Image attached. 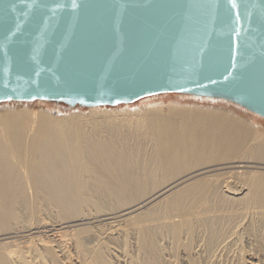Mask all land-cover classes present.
Instances as JSON below:
<instances>
[{
	"label": "bare ground",
	"instance_id": "obj_1",
	"mask_svg": "<svg viewBox=\"0 0 264 264\" xmlns=\"http://www.w3.org/2000/svg\"><path fill=\"white\" fill-rule=\"evenodd\" d=\"M185 98L5 110L0 264H264V124Z\"/></svg>",
	"mask_w": 264,
	"mask_h": 264
},
{
	"label": "water",
	"instance_id": "obj_2",
	"mask_svg": "<svg viewBox=\"0 0 264 264\" xmlns=\"http://www.w3.org/2000/svg\"><path fill=\"white\" fill-rule=\"evenodd\" d=\"M168 93L264 118V0H0V103Z\"/></svg>",
	"mask_w": 264,
	"mask_h": 264
},
{
	"label": "rangeland",
	"instance_id": "obj_3",
	"mask_svg": "<svg viewBox=\"0 0 264 264\" xmlns=\"http://www.w3.org/2000/svg\"><path fill=\"white\" fill-rule=\"evenodd\" d=\"M159 97V98H158ZM183 97H186L185 99L186 100H192V101H198L199 100H207L208 97H196V96H192V95H185V94H177V93H168V94H160V95H157V96H151V97H147V98H144L142 100H139L137 102H134L132 104H121V105H118V106H114V107H111V106H102V107H109V108H120V107H123V106H126V105H131L133 108L134 107H137V106H140L142 104H144L145 102L144 101H148V100H160L162 101L164 104L166 105H170L171 102L173 101H176V100H180L182 99ZM204 98V99H203ZM213 99V98H212ZM217 100V99H215ZM171 101V102H170ZM211 100H209L210 102ZM218 102V101H217ZM233 106L234 109H236V111L244 116H255L258 119L257 122H260V123H263L264 124V118L261 117L260 115L258 114H255L253 112H250L240 106H238L237 104H233L231 103ZM27 106V107H26ZM4 107H7V108H10V109H4ZM14 108H17V109H24V108H28V109H31V110H47V109H51L53 111H69V110H81V111H84L85 113H87L89 111L90 108H86V107H80V106H75V107H68L66 104L64 103H56V102H47V101H33V102H28L27 104L25 103H19V102H3V103H0V118H1V115L2 113L5 111V110H16ZM163 111L165 113H168L169 112V109L167 107H165L163 109ZM248 114V115H247ZM251 165V164H250ZM41 214H34L33 216H31L34 221V219H38V217H40ZM24 223V222H23ZM22 225V224H21ZM16 241H19L18 239H15Z\"/></svg>",
	"mask_w": 264,
	"mask_h": 264
}]
</instances>
